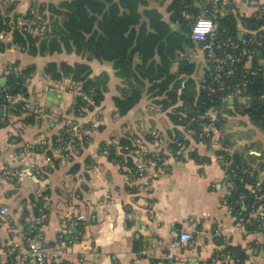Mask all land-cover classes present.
<instances>
[{
    "label": "crops",
    "instance_id": "crops-1",
    "mask_svg": "<svg viewBox=\"0 0 264 264\" xmlns=\"http://www.w3.org/2000/svg\"><path fill=\"white\" fill-rule=\"evenodd\" d=\"M31 1L17 0L15 12L24 14ZM170 1L156 0L150 6L165 10ZM231 7L235 13L249 15L255 5L233 2ZM0 38L9 45V34L0 33ZM188 56L196 64L193 78L199 84L206 74L204 52L198 45L188 50ZM57 57L34 56L13 45L0 50V80L4 83L10 65L17 62L18 69L36 65L28 82L32 101L28 104L47 113L40 124L15 122L0 127V208L9 209L8 218L0 214V264H38L27 255V242L33 237L40 239L46 252L65 249L69 254L65 264H233L229 260L232 249L245 253L237 264H264V227L259 225L247 233L236 227L237 218L248 207L233 212L223 202L227 174L215 152L222 142H228L252 167L263 164L259 178L264 180V130L246 114L224 104L214 110L220 126H215L212 142L206 144L186 128L174 127L169 109H161L145 92L137 109L120 117L113 97L119 94L122 81L112 64L103 62L95 65V74L108 75L105 99L96 114L81 118V124L93 127L89 132L85 129L88 142H81L78 136V142L67 145V159L55 149L60 160L56 166L47 155L51 148L47 138L65 122L73 125L72 120L60 122L59 118L74 101L65 82L55 85L43 74L45 62ZM176 70L174 64L171 71ZM245 99L239 97L237 103L246 104ZM0 108L2 123L7 112L4 105ZM16 130L20 131L18 139L13 136ZM125 134L136 136L137 148L130 154L133 165L143 154L154 160L143 175L124 172L101 149L103 141ZM182 139L178 152L172 151L173 143ZM21 153L25 162L19 159ZM72 161L81 163L78 172L70 171ZM20 168L24 175L12 181L3 175ZM216 229H222L218 236L214 235ZM174 230L190 232L192 241L178 242ZM10 247L14 251L8 254Z\"/></svg>",
    "mask_w": 264,
    "mask_h": 264
},
{
    "label": "trees",
    "instance_id": "trees-1",
    "mask_svg": "<svg viewBox=\"0 0 264 264\" xmlns=\"http://www.w3.org/2000/svg\"><path fill=\"white\" fill-rule=\"evenodd\" d=\"M152 1L156 0H33L24 14H18L15 12L17 0H0V33L11 37L9 45L0 38V50L13 45L34 56L57 55L56 60L45 62L43 74L55 85L65 82L74 93L73 104L59 118L60 122L72 120L73 125L67 126L65 122L47 138L51 147L47 155L56 166L60 160L53 153L55 149L63 152L71 142L79 141L78 136L82 137L81 142H88L85 129L89 132L93 127L90 123L81 124V121L96 114L105 99L108 75L104 72L95 74V65L103 62L111 63L115 75L122 81L119 94L113 97L115 112L120 117L136 110L145 92L161 109H169L171 122L182 131L197 129L199 117H207L212 109L224 104L246 114L254 125L264 130V64H260L261 60L264 61V30L260 29L263 20L253 14L235 13L232 1L223 6V14L217 17L220 38L241 45L242 39L248 36L240 33L241 25L255 33L260 45L257 46V55L239 56L240 49L231 53L236 59L225 66L226 73H229L222 76L224 88L220 90L212 79L211 64L206 66L204 80L199 84L195 82L196 64L188 56V50L198 47L190 37L192 25L208 0H171L165 10L150 6ZM19 20L24 22L19 23ZM174 64H177V70L172 72ZM17 66L16 62L6 69L5 83L0 86V107L4 105L7 112L0 127L15 122L22 123V126L40 124L47 114L36 111V106L34 109L26 106L32 102L28 82L36 72V65L22 69ZM237 83H240V92L230 97L233 100L230 103L229 87ZM6 92L15 96V101L5 102ZM239 97L246 98V104L237 103ZM175 104L176 107L170 108ZM19 130L13 135L16 139L20 136ZM135 139L136 136L131 134L118 139L110 137L101 143V149L108 150L109 160L122 159L128 167L133 166L130 154L137 148ZM182 142L183 139L175 141L172 151L177 153ZM227 144L222 142L220 149L215 150L221 160H227L223 166L227 183L232 186L227 204L233 212L241 210L238 203L241 192L248 194L246 205L260 204L264 200V180L259 178L263 164L252 167ZM80 166L81 163L72 161L70 171L78 172ZM259 186L261 190L257 192ZM251 190L257 192L256 197L254 193H248ZM243 215L249 217V209ZM249 221L254 218L250 217ZM258 226L256 223L248 228L253 230ZM230 255L229 260L237 264L245 253L232 249Z\"/></svg>",
    "mask_w": 264,
    "mask_h": 264
},
{
    "label": "built area",
    "instance_id": "built-area-1",
    "mask_svg": "<svg viewBox=\"0 0 264 264\" xmlns=\"http://www.w3.org/2000/svg\"><path fill=\"white\" fill-rule=\"evenodd\" d=\"M230 1L236 3V0H208L204 4L202 14L194 21L190 33L191 39L196 41L200 49L204 52L206 66L208 67V65H212V79L217 82V88L220 90L224 88L222 76L229 73V71L226 73L225 66L228 65V62L236 59L231 53L235 50L240 49L238 53L239 56H243L246 54L257 55L259 52L257 50V46L260 45V39L255 35V33L251 32V30H247L244 26L241 27L240 33H242L243 35L248 34V36L242 39L241 45L234 40L227 39L225 41L220 38V34L218 32L217 17L218 15L223 14V6L225 4H228ZM242 2L246 5H255L252 14L258 16L263 20V24L260 29L264 30V0H242ZM229 49H232V51L229 52ZM211 89L213 90V88ZM229 89V98L234 97L240 92V83H237V85H232L231 87H229ZM15 99V96L6 92L5 102L6 100L8 102H12L15 101ZM26 106L30 107L29 104H26ZM35 110L38 112H42V108L40 107H36ZM214 110L215 109H212L207 117H199L197 129H187L189 132H193L200 141H203L206 144H210L212 142V131L219 122V118L215 115ZM204 118H206V120ZM30 147H32V145ZM64 149L65 150H63L60 157L63 159H67L70 157V154L66 148ZM104 153L108 154V150L106 148L104 149ZM19 159L22 162H25V154L21 153L19 155ZM222 161L223 164L227 163V160L225 159H223ZM116 164H118L120 168L128 174L132 173L143 175L154 164V160L149 155L143 154L142 159L133 166L128 167L122 159L116 161ZM3 175L8 180L12 181L16 177L23 176L24 169L20 168L18 170H15L14 172L4 171ZM233 175H235V173ZM230 187H232L231 184H228V190L223 199V202L229 207V209L233 210L232 207L227 204V195L230 192ZM260 190L261 186H259L257 192ZM254 192V190H251L248 193L253 194ZM257 192L254 193L255 197L257 195ZM262 194L264 195V192ZM247 197L248 194L245 192H241L238 197V203H240L241 206H247L250 214L249 217L246 215H240L237 218L236 227L240 228L244 233H247V231L250 230L248 226L252 227L256 223H259V225L264 227V200L262 199L260 201L261 203L258 205H255L254 203L246 205ZM8 210L9 209L7 206H3L0 208V214L8 218ZM250 217H253L254 221L250 222ZM254 222L256 223L253 224ZM221 230L222 229H216L214 231V235H220ZM172 234L180 243L192 241L193 239V235L188 231L174 230ZM27 247V255L34 258L38 264H65L63 263V261H65L66 257H68L69 255L68 252L62 248L56 249L52 252H46L38 237L29 238ZM13 251L14 247H10L7 250L8 254L13 253Z\"/></svg>",
    "mask_w": 264,
    "mask_h": 264
},
{
    "label": "rangeland",
    "instance_id": "rangeland-1",
    "mask_svg": "<svg viewBox=\"0 0 264 264\" xmlns=\"http://www.w3.org/2000/svg\"><path fill=\"white\" fill-rule=\"evenodd\" d=\"M236 4H237L238 6H242V4H244V3L242 2V0H236Z\"/></svg>",
    "mask_w": 264,
    "mask_h": 264
},
{
    "label": "water",
    "instance_id": "water-1",
    "mask_svg": "<svg viewBox=\"0 0 264 264\" xmlns=\"http://www.w3.org/2000/svg\"><path fill=\"white\" fill-rule=\"evenodd\" d=\"M0 81H1V82H0V83H1V85H3V83H4V80H3V79H1ZM1 112H2V108H0V115H1Z\"/></svg>",
    "mask_w": 264,
    "mask_h": 264
}]
</instances>
